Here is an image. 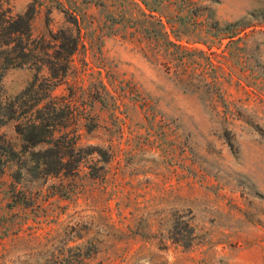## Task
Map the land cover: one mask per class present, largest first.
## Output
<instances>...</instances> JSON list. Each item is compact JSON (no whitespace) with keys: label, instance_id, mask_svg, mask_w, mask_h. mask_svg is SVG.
<instances>
[{"label":"rangeland","instance_id":"rangeland-1","mask_svg":"<svg viewBox=\"0 0 264 264\" xmlns=\"http://www.w3.org/2000/svg\"><path fill=\"white\" fill-rule=\"evenodd\" d=\"M147 3L12 2L13 15H33L35 35L80 25L85 45L55 94L74 87L73 102L97 123L88 130L90 119L80 118V143L97 149L74 176L14 180L10 164L0 176V264H264V136L243 118H227L204 89L181 86L146 51L145 30L171 31L174 14L159 8L166 16L159 23L149 16L154 1ZM212 8L220 25H252L244 40L188 34L182 41L205 51L191 58L207 64L209 78L222 75L227 102L264 125V70L254 74L264 67V0ZM173 23L188 33L193 25ZM34 76L28 67L10 69L4 89L15 95ZM1 132L20 144L13 126ZM99 150L109 161L97 162Z\"/></svg>","mask_w":264,"mask_h":264},{"label":"trees","instance_id":"trees-1","mask_svg":"<svg viewBox=\"0 0 264 264\" xmlns=\"http://www.w3.org/2000/svg\"><path fill=\"white\" fill-rule=\"evenodd\" d=\"M13 1L0 0V176L5 174L10 164L17 166L12 175L14 180H22L24 176H29L31 180L74 176L80 172L86 157L93 153L91 150L97 149L80 143V118L90 119L83 124L88 130L96 127L97 123L94 116L87 114V111L81 112L73 102L76 95L74 87H69V95H57L55 90L67 82L74 56L85 45L80 25H76L77 31L72 28L49 29L48 34L35 35L31 25L33 15L30 11L13 15ZM153 1L156 6L149 16L156 19L159 15V23H163L166 17L159 12V8L173 11L174 14L167 15L171 31L167 30V25H160V28L156 25L145 30L143 40L147 43L146 51L161 58L167 73L173 74L181 86L191 90L204 89L211 95L215 108L223 104L227 118H243L264 136V125L255 118L253 111L227 102L220 79L222 75L209 78L207 64L191 58L194 52L205 51L182 41L183 36L189 34L220 43L228 38L232 45L244 40L242 34H246L247 28L252 25L245 24L244 20L220 25L212 8V4H218L220 0ZM142 2L148 5L147 0ZM186 18L193 24L190 25V33L181 29L182 25H172L174 20L184 21ZM135 28L138 30V25ZM234 49L237 50L234 56L238 61H244L243 48L238 45ZM208 65L213 69L218 68L211 60ZM21 67L35 70L34 79L21 92L8 95L3 86L4 76L10 69ZM263 68L260 66L259 70H254V74L261 76ZM196 74H201L202 78L198 79ZM7 125L13 126L21 140L19 145L1 132V128ZM99 155L102 158L97 162L109 161L103 158L101 150ZM97 168L101 170L103 166Z\"/></svg>","mask_w":264,"mask_h":264}]
</instances>
